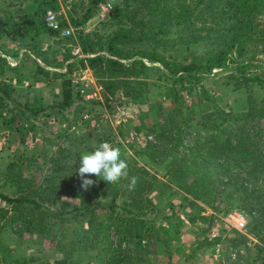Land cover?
I'll use <instances>...</instances> for the list:
<instances>
[{"label": "trees", "instance_id": "1", "mask_svg": "<svg viewBox=\"0 0 264 264\" xmlns=\"http://www.w3.org/2000/svg\"><path fill=\"white\" fill-rule=\"evenodd\" d=\"M33 1L36 4L35 15L22 13L14 18H5L0 21L3 26H0V33L11 41L22 39L33 31L36 34L58 35L59 31L48 27L39 16L44 15L47 8L56 9L57 1ZM104 1L88 0L84 12L71 17L72 26L76 29L81 27ZM109 16L107 33H88L79 28L76 35L79 49L91 56L72 61H68L72 57L70 54L64 59H48V52L37 49L36 59H27L33 65L34 76L39 81L45 79L47 84H54L55 92L48 105L42 103L41 97H36L23 110L31 117L46 109L62 114L75 105V100L82 102L84 98L71 83L69 71L76 64L82 69L88 67L100 84L107 104L115 99L123 100L131 106L146 108L149 110L147 113L152 111L156 114L157 120L147 113L140 115L142 125L148 122L149 131H155L159 140V143L149 144L144 150L150 157L157 155L160 161L165 160L166 168L161 177L149 174L144 167L135 172L137 161L131 158L128 179L108 184L101 177L92 178L95 175L87 174L85 178L90 176L88 179L94 181L87 189L82 187L78 171L75 172L72 175L75 193L72 195L79 197L83 205L73 211V219L86 215L88 229L102 226L103 223L96 222L100 220L95 218V207L106 203L115 207L113 200L102 201L119 193V188L129 190L126 185L135 176V187L130 190L133 203L131 208L126 209L128 216L117 213L115 219L119 226L131 231V241L140 245L149 233L150 224L146 215L157 211L154 205L156 194L146 198L144 192L153 193L156 187L157 194H162L175 184L183 192L180 204L184 207H196L197 201L204 204L227 201L228 206L243 211L248 232L259 241L255 246L258 254L262 255L261 261L252 264H264V81L259 75H251L257 70L258 65L252 63L256 59H247L249 62L246 63L235 59L257 47L264 54V0H119ZM174 36L176 39L173 40ZM173 42L176 46L172 45ZM135 56L150 63L132 59ZM20 61L9 66L5 56L0 54V108H6L10 100L13 106H20L13 96L17 86L23 83L22 77H25L23 72L27 61ZM232 64L234 66L230 67ZM214 69L225 73L224 91L245 92L237 109L229 99H225L222 106L207 89L205 81L211 79L209 74ZM164 82L166 93L178 109L173 107L172 111H163L161 102L150 100V89L160 87ZM255 85L262 89L260 95L249 90ZM183 93L194 96L193 103L209 102L212 105L195 124H189L193 111L185 108L181 99ZM76 106L81 115L85 105L80 103ZM87 110L92 111V108L87 107ZM173 114L177 121L170 125ZM140 128L135 127L136 130ZM182 133L191 135L192 141L184 144ZM102 139L109 140L107 136L98 137L95 147ZM152 162L155 163L154 160ZM146 175L150 183L145 179ZM56 176L50 177L47 185L53 189V194H57L54 190L57 186L53 184ZM47 187L42 190H47ZM0 200L10 205L5 212H11L16 218L20 216L18 206L32 204L28 215L37 213V217L23 218V221H43L44 215L49 216L51 221L56 215L25 196L10 197L0 192ZM178 215L175 213L176 218ZM194 218V213L188 215L189 221H194ZM236 235L243 241L247 239L243 234ZM27 260H23L22 264ZM65 260H55V264H64Z\"/></svg>", "mask_w": 264, "mask_h": 264}, {"label": "rangeland", "instance_id": "2", "mask_svg": "<svg viewBox=\"0 0 264 264\" xmlns=\"http://www.w3.org/2000/svg\"><path fill=\"white\" fill-rule=\"evenodd\" d=\"M56 1V9L46 8L55 11L58 20L64 23L58 35L36 34L33 31L22 39L11 41L0 33V54H5L9 66H14L19 59H36L37 49L48 52V59H64V56L70 54L73 58L68 61H72L75 58L91 56L92 54L81 53L79 49L76 39L79 28L88 33H107L110 28L109 15L119 0H112V10L107 14L101 13L100 3L94 14L78 29L72 26L71 17L80 16L86 9L88 0ZM35 12L36 4L33 0H0V21L7 17L14 18L16 14L35 15ZM41 15L39 16L43 19L44 15ZM67 25L72 28L69 37L62 34ZM70 37L72 40L67 39ZM172 45L176 46L174 42ZM101 53L107 55L105 51ZM134 58L150 63L140 56L132 59ZM235 59H240L242 63L249 62L247 59H256L252 63L258 65L257 70L251 75H259L264 81V54L259 52L258 47ZM29 62L28 60L24 67L23 83L17 86L13 94L20 106H13L14 103L10 100L6 108H0V192L10 197L25 196L33 199L56 215L51 221L46 215L43 221H23V218L37 217V213L28 215L32 204L24 203L21 205L24 208L18 206L20 216L16 218L11 212H5L10 205L0 200V264H22L27 259L25 264H55V260L63 258L66 259L64 264H252L262 260V255L258 254L255 246L259 241L248 232L243 211L228 206L227 201L213 204L197 201L196 207H184L180 204L183 192L175 184L162 194H157L156 187L152 190L153 193L144 192L146 198L156 194L154 205L157 211L146 215L150 228L148 236L140 245L131 241V231L119 226L115 219L117 213L128 216L126 209L131 208L133 203L130 190L119 188V193L102 201L113 200L115 207L107 203L95 207V218L100 220L96 222L103 223L102 226L88 229L86 215L73 219V211L83 204L79 197L72 195L75 193L72 189V175L78 171L81 156L96 148L98 137L107 136L111 144L120 149L121 158L127 161L130 168L131 158L136 160L135 172L144 167L149 174L154 173L161 177L166 161H160L157 155L150 157L144 150L149 144L159 143L157 133L149 131V123L142 125L139 120L140 115L149 110L131 106L123 100L110 101L108 104L111 107H108L104 96L90 100L84 97L82 102L75 100V105L62 114L46 109L36 117H31L23 110L24 107L35 101L36 97H41L42 103L48 105L55 85L47 84L45 79L39 81L32 72L33 65ZM154 64L160 66L158 63ZM232 66L234 64L230 67ZM219 70L221 69H214L209 74L211 79L206 80L205 85L222 106L225 99H229L231 105L237 109L245 92L224 91L225 73ZM69 73L72 80L88 83L84 86L87 92H93L96 90L95 86H100L88 67L82 69L76 64ZM232 81L229 82L230 85ZM165 84L164 82L160 87L153 86L149 97L152 102H161L163 111H172L177 105L166 93ZM42 87L46 88V92H41ZM48 87H51L50 91ZM249 90L259 95L262 93V89L256 85ZM116 95L120 96L119 93ZM181 99L185 108L193 111L190 125L195 124L199 116L212 107L209 102L193 103L195 97L185 93L181 94ZM80 103L86 109L83 108L85 111L81 115L76 106ZM87 107L92 108V111H88ZM151 112L147 115H153V119H156V114ZM85 114L88 115L86 118ZM174 121L177 120L173 114L170 125ZM137 126L141 128L136 130ZM182 137L184 144L192 141L191 135L183 134ZM162 141L165 145V141ZM54 174L57 175L53 182L57 186L54 188L57 194H53V189L47 187ZM94 177L97 176L92 178ZM146 178L150 183L147 175ZM45 187L48 189L42 190ZM175 213L179 214L178 218ZM193 213L194 221H189L188 215ZM240 216L245 222L244 228L236 227ZM236 233L245 235L247 239L241 240ZM147 250L149 252L144 253Z\"/></svg>", "mask_w": 264, "mask_h": 264}, {"label": "clouds", "instance_id": "3", "mask_svg": "<svg viewBox=\"0 0 264 264\" xmlns=\"http://www.w3.org/2000/svg\"><path fill=\"white\" fill-rule=\"evenodd\" d=\"M79 165L78 173L85 189L94 183L93 180L85 178L86 174L102 177L108 184L119 183L129 177L128 163L121 158L120 149L108 142L99 143L93 151L83 154ZM136 180L133 176L126 187L133 190Z\"/></svg>", "mask_w": 264, "mask_h": 264}, {"label": "built area", "instance_id": "4", "mask_svg": "<svg viewBox=\"0 0 264 264\" xmlns=\"http://www.w3.org/2000/svg\"><path fill=\"white\" fill-rule=\"evenodd\" d=\"M99 9L101 10V13L103 14H107L109 13L111 10H112V0H107L103 3L100 4L99 6ZM43 20L44 22L46 23V25L48 27H50L51 29H54L56 31H61V27L63 25H61V22L58 20V15L55 11H53L52 9H47L44 13V16H43ZM72 33V28L67 25L63 30H62V34L63 35H71ZM79 49H77L76 52H78ZM4 56V55H2ZM72 83L73 84H78V79L77 80H72ZM85 85H88L87 82H85L83 85H82V88L78 87V90L80 92L81 95H83L87 100H90V99H101V97L99 96V91L101 90L100 86H95L96 87V90H94L93 92L92 91H88L86 90V88L84 87ZM88 115L85 114L84 117L86 118ZM149 138H152V136H148ZM102 142H108L111 144V141L110 140H106V139H102ZM236 227H239V228H244L245 227V222L243 220V218L240 216V220L237 221V225Z\"/></svg>", "mask_w": 264, "mask_h": 264}, {"label": "crops", "instance_id": "5", "mask_svg": "<svg viewBox=\"0 0 264 264\" xmlns=\"http://www.w3.org/2000/svg\"><path fill=\"white\" fill-rule=\"evenodd\" d=\"M80 82V81H79ZM71 83H72V79H71ZM85 83V81H81V83H78V85H77V87H80V88H82V85ZM74 86H75V84H74ZM40 90H41V92L42 93H44V92H46V88L45 87H42V88H40ZM39 91V90H38ZM49 91H50V88H49ZM40 92V93H41ZM53 92H55L54 90H53ZM52 92V93H53ZM52 93H51V95H52ZM83 96V95H82ZM99 96L100 97H102V93H101V91H99ZM83 98H84V96H83ZM164 224V223H163Z\"/></svg>", "mask_w": 264, "mask_h": 264}]
</instances>
